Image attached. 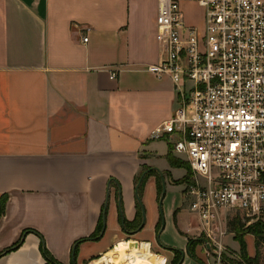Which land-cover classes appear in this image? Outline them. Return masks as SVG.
Wrapping results in <instances>:
<instances>
[{"label": "crops", "instance_id": "crops-1", "mask_svg": "<svg viewBox=\"0 0 264 264\" xmlns=\"http://www.w3.org/2000/svg\"><path fill=\"white\" fill-rule=\"evenodd\" d=\"M156 11L157 0H0V264H46L41 240L59 264H92L122 240L147 243L153 263L177 249V264H226L201 243L188 252L201 234L168 191L174 137H151L176 107L170 78L146 70Z\"/></svg>", "mask_w": 264, "mask_h": 264}, {"label": "built area", "instance_id": "built-area-1", "mask_svg": "<svg viewBox=\"0 0 264 264\" xmlns=\"http://www.w3.org/2000/svg\"><path fill=\"white\" fill-rule=\"evenodd\" d=\"M186 3L202 8L200 25ZM155 22L159 59L146 70L170 78L176 107L151 137L173 136L186 158L189 210L221 262L228 221L264 215V0H157Z\"/></svg>", "mask_w": 264, "mask_h": 264}, {"label": "rangeland", "instance_id": "rangeland-1", "mask_svg": "<svg viewBox=\"0 0 264 264\" xmlns=\"http://www.w3.org/2000/svg\"><path fill=\"white\" fill-rule=\"evenodd\" d=\"M183 9H184L185 18L187 19V23H192V24H196V25L201 24L202 19H203V10L201 7H198L197 5H195L193 3H186V4H184ZM172 157L176 162H178V164H181V165L180 166H173L170 164L172 166V168L170 169V172H169L171 174L170 179H172L171 183H174L175 185H174V187L169 188L168 191H170L172 193V196L177 199V202H182V204H181L182 212L184 214L189 215L190 219L197 223L198 222L197 216L189 210V202H190L189 198H186V197L184 198V196L182 195L183 187L187 186V183H185V182L183 183L182 181L188 176L189 179L191 177V182H192V172L190 171L188 163H187L186 158L184 156H178V155L173 156L172 155ZM166 175H168V174L166 173ZM165 193H166V187L164 185H162V194L164 195ZM158 211H159V213H161V217L163 218L162 202L158 203ZM239 218H240V222L243 223V226L240 228V230L237 231L236 233H234L231 231V229H229L231 232L228 231L226 233V235L223 237V244L225 246V250L221 253V261H222V258L223 259L225 258L226 260H229L232 264H264V243L260 244L258 259L254 263V261L250 262L248 260L249 256L247 254H246V257H243L240 254V246H239V243L237 242L238 237H243V240L246 244L247 252H251L252 242H251V238L249 236L250 234L246 233L245 231H248L250 229L251 225L254 224L255 222L259 221V222L264 223V215H263V217L255 218L253 220H249V219L246 220V218L243 220V218L241 216H239ZM201 248L203 251H207L208 254H210V256H213V257L215 256L213 254V251L211 248L206 249L207 247L204 244V239L201 242ZM152 254H154V252L151 251L149 258L154 260ZM249 258H252V257H249ZM214 259L216 260L215 257H214ZM214 259H212V260L214 261ZM102 264H104V263H102Z\"/></svg>", "mask_w": 264, "mask_h": 264}, {"label": "trees", "instance_id": "trees-1", "mask_svg": "<svg viewBox=\"0 0 264 264\" xmlns=\"http://www.w3.org/2000/svg\"><path fill=\"white\" fill-rule=\"evenodd\" d=\"M169 151L170 152H168V154H167V160H168V162L171 165H173V166H180L181 164H178V162H176L173 159L172 155H171L172 154L171 153L172 152V146L169 147ZM143 178L144 177H142V179ZM142 179H141V181H142ZM182 182L183 183L184 182L187 183V186H188L189 184H191V177L189 179L188 176H187ZM138 206H141V203L140 202H138ZM101 224H102V222H100V228H99L98 233L95 234L92 237H97L99 235V232L101 230ZM242 226H243V223L240 222L239 215H235L227 223L228 231H230L229 229H231V231L234 232V233H236L237 231H239ZM27 231L28 230L23 231L20 239L14 245H12L11 247H9L6 250H4L2 253H7V252L12 251L13 249H15L19 245V243L22 241V238H23L24 234L27 233ZM245 232L251 234L254 237L255 254H254V256L252 258H249L250 256L248 255V252L246 250V244H245V242L243 240V237H238L237 238V242L239 243V246H240V254L243 257H246V254H247L249 256L248 257V260L250 262L254 261V263H255L257 261V259H258V255H259V246H260L261 243H264V223L263 222H259V221L258 222H255L254 224L251 225L250 229L248 231H245ZM202 241H203V237L202 236H200L198 238H193V239H190L189 240V243H188V252L190 253V255L193 258H195V255L193 253V246L195 244H200ZM40 249H41L42 255L45 258L46 264H59L57 261H55L48 254V252L46 251V249L44 247V243H43L42 240L40 241ZM173 251H174V258L172 260V263L173 264H177V263L180 262V260L182 258V251L177 250V249H173ZM222 261L224 263H226V264H232L229 260H226L225 258L224 259L222 258Z\"/></svg>", "mask_w": 264, "mask_h": 264}, {"label": "bare ground", "instance_id": "bare-ground-1", "mask_svg": "<svg viewBox=\"0 0 264 264\" xmlns=\"http://www.w3.org/2000/svg\"><path fill=\"white\" fill-rule=\"evenodd\" d=\"M147 243H137L122 240L104 256L92 262V264H162L163 259L158 257L156 263L151 262Z\"/></svg>", "mask_w": 264, "mask_h": 264}, {"label": "water", "instance_id": "water-1", "mask_svg": "<svg viewBox=\"0 0 264 264\" xmlns=\"http://www.w3.org/2000/svg\"><path fill=\"white\" fill-rule=\"evenodd\" d=\"M139 179H140L139 181H141L142 177H140ZM135 244H137V242H135ZM206 247H207V249H210V247L208 245Z\"/></svg>", "mask_w": 264, "mask_h": 264}]
</instances>
